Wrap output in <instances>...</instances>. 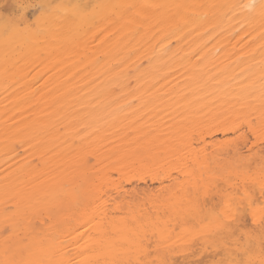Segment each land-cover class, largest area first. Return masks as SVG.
<instances>
[{
    "label": "bare ground",
    "instance_id": "obj_1",
    "mask_svg": "<svg viewBox=\"0 0 264 264\" xmlns=\"http://www.w3.org/2000/svg\"><path fill=\"white\" fill-rule=\"evenodd\" d=\"M61 1L43 14L46 19L40 13L47 24L39 19L36 28H42L28 33L27 41L25 30L20 37V30L12 34L23 37L19 41L5 38L11 23H0L2 71L8 63L23 79L17 85L10 66L0 75H9L11 88L1 79L0 264H185L192 252L184 253L195 240L203 243L201 250L215 249L212 259L217 258L209 264H264L259 214L255 224L246 216L254 228L243 230V213L264 188V146L257 144L258 137L264 141V0H104L98 16L108 32L99 35V55L77 57L86 51L82 43L75 59L66 57L67 42L95 25L79 21V0L72 8L71 0ZM55 39L62 47L55 48ZM169 39L176 44L170 46ZM18 46L22 53L16 54ZM51 50L55 61L54 55L50 63L34 59V52ZM31 53L34 58L19 63ZM36 64L42 66L33 81L37 73L42 77V68L53 72L31 84L27 66ZM147 110L184 116L161 132L154 124L152 136L148 126L155 118H140ZM188 131L199 133V143L214 144L212 157L192 150ZM218 134L222 140L214 139ZM171 170L177 174L173 180ZM232 179L240 188L234 182L232 191ZM147 180L159 182L158 195L136 187L131 191L144 198L131 194L135 204L110 197L125 195L124 183ZM210 181L242 194L238 199L223 193L228 186L221 191L213 185L211 199L205 192ZM209 209L220 213L209 223L214 238L204 232L210 220L193 229Z\"/></svg>",
    "mask_w": 264,
    "mask_h": 264
},
{
    "label": "rangeland",
    "instance_id": "obj_2",
    "mask_svg": "<svg viewBox=\"0 0 264 264\" xmlns=\"http://www.w3.org/2000/svg\"><path fill=\"white\" fill-rule=\"evenodd\" d=\"M42 0H0V23H4L5 25H6V23L8 24V23H11V24H9V25H7L6 26V29L7 30H5L4 32H2V34H3V36L5 37V38H7V37H10L11 39H14V37L16 38V37H20V34H22V32L25 30V33H23V37H24V41H27L29 38H28V33L30 34V33H32L31 31H33L34 32V30H40V28H42V27H40L39 26V29H37L36 27H38L37 25H40L41 23H42V25L41 26H43V24H44V26H46V20L44 21L43 19H46V17L45 16H43V14L45 15H48L50 12H52L53 10V8H52V6H54L55 5V7L57 6V5H59L60 4V2H62L61 0H56V1H51V0H48L49 2L48 3H45V2H47V0L44 2V0L41 2ZM50 1H51V3H50ZM57 1H60V2H58L57 3ZM76 1V0H75ZM86 1H87V3H89L88 2V0H79V1H76V3L77 2H79V4L80 3H83V5H87V3H86ZM91 1V3H90V6H89V4H88V6H87V8L86 7H83V5H81L80 4V6L78 5V3H77V6H79V8L80 7H82L80 10H79V8H78V10L80 11L79 13H81V10H82V12L84 11V13H81L80 15H81V17H80V19H79V21H82V22H88V21H93V24H92V26H94V28L93 29H90V34H89V32H88V34L86 33L84 36H82V37H80V38H78V39H76V37H74L73 38V40H70V44H69V42H67L68 43V45H69V47H68V45L66 46L67 48H68V52L66 51L65 52V54H67V55H69V56H67L66 55V57L67 58H70V59H72V58H77L78 56H83V55H86V56H89L90 55V57H91V55H99L97 52H99L98 50V47H100V43H101V35H103L104 36V34L105 33H107L108 32V28H107V26H105L102 22V20H101V17L99 18V16H98V14H100V12H101V8L102 7H99L100 5L101 6H103V3H104V0H90ZM103 1V2H102ZM43 3H45V4H43ZM50 3V4H49ZM55 3H57V4H55ZM75 2H74V0H71L70 1V5L68 4V6L70 7V8H72V6L71 5H73L74 6V4H76ZM86 3V4H85ZM42 4H43V6H50L51 5V7H48V8H52L51 9V11H48V9H47V7H45V10H44V8L42 7ZM67 6V5H66ZM67 6V7H68ZM76 6V5H75ZM95 6V7H94ZM55 7H54V10H55ZM61 6L59 5V7H57L56 9H58V8H60ZM68 7V8H69ZM89 7V8H88ZM99 8V9H98ZM44 10V11H46V12H44V11H42V10ZM49 9V10H50ZM85 9H86V11H85ZM41 10V11H40ZM42 12V13H41ZM40 13H41V15L43 16H41L40 15ZM96 15V16H93L94 14ZM84 15H86V16H84ZM5 16V17H4ZM25 17H26V19H25ZM43 19H42V18ZM82 17H84V18H82ZM96 17V18H95ZM3 18V21L1 20ZM4 18H5V20H4ZM7 18V19H6ZM42 20V21H44V23L43 22H41V23H39L38 22V20ZM97 21H96V20ZM8 20V21H7ZM39 20V21H40ZM77 20V19H76ZM4 21H6V22H4ZM28 21V22H27ZM37 22H38V24H37ZM81 22V23H82ZM46 23V24H45ZM29 24V25H28ZM86 24V23H85ZM103 24V25H102ZM10 25H11V27H10ZM26 25V26H25ZM48 25H50V24H48ZM48 25H47V27L46 28H48L49 29V27L51 26H49L48 27ZM83 25H84V23H83ZM14 28H13V27ZM15 26H17V28L15 27ZM43 26V27H44ZM96 27H97V29H96ZM12 28V29H11ZM12 31H11V30ZM15 29H17L18 31H19V35H18V32L16 33V30ZM23 29V30H22ZM28 29V30H27ZM30 29V30H29ZM45 29V28H44ZM50 29H52V28H50ZM95 29H96V31H95ZM15 32H14V31ZM47 30V29H46ZM45 30V31H46ZM29 31V32H28ZM48 31V30H47ZM51 31H53V30H51ZM54 32V31H53ZM53 32L51 33L50 31H48V33H51L52 35H53ZM105 32V33H104ZM38 34L39 32L38 31H35L34 32V34ZM104 33V34H103ZM12 34H17V35H14V37H13V35ZM26 34V35H25ZM35 34V35H36ZM12 35V36H11ZM101 37H100V36ZM51 36V35H50ZM19 37H18V39H15V40H20V39H22L23 37H22V35H21V37L22 38H20L19 39ZM100 37V38H99ZM28 38V39H27ZM54 38V37H53ZM56 40V42H54L55 43V45L56 44H58L57 42V39H55ZM164 40H166V39H164ZM54 41V40H53ZM53 41H52V44H54L53 43ZM75 42V43H74ZM169 43H170V39H169V41H168ZM171 42L172 43H170V46H174L175 44L173 43V42H175L174 40L172 41L171 40ZM85 44V45H87L84 49L86 50V51H84V53H82L81 55L80 54H77V57H76V55H75V53H74V51H75V49H77L78 48V46H79V44ZM174 44V45H173ZM63 45V44H62ZM71 45H73L72 47H71ZM51 47L52 45L51 44H49L48 45V47ZM60 46H61V44H60ZM60 46H57L56 45V47L53 45L52 47L54 48H58V47H60ZM77 46V47H76ZM62 47V46H61ZM66 48V49H67ZM71 48H73L74 50H72ZM16 54H17V52H18V50H20V47L18 46L17 48H16ZM90 50V51H89ZM95 50V51H94ZM21 52V50L18 52V54ZM22 53V52H21ZM35 53V55H33L32 53H31V55H22L21 57H19L21 60H20V64H21V61H23L24 59H26V58H34V57H32V55L33 56H35V60H41L40 62H39V64H42L41 62L42 61H47V62H49V58L50 59H52V57H54L55 56V53H54V51H50L48 54L45 52H43L42 53V51H40V52H34ZM70 53V54H69ZM15 54V55H16ZM39 54V55H38ZM52 55H54V56H52ZM52 56V57H51ZM71 56H72V58H71ZM100 56H101V54H100ZM100 56H98V58H97V56L96 57H92V58H95V59H98V60H101V57ZM99 57H100V59H99ZM18 58V59H19ZM62 59H64L63 57H61ZM18 59H15V60H18ZM44 59V60H43ZM55 59H56V56H55V58L52 60V61H55ZM14 60V61H15ZM142 60H144V59H142ZM9 62L11 61V65H12V60H8ZM19 61V60H18ZM51 61V60H50ZM16 62V61H15ZM50 63V62H49ZM7 64L8 63H6V68H4L5 70H3L2 71V68H1V66H0V71H2V72H0V75H1V73L3 74L5 71H7L8 72V70L9 69H7V68H9V66L7 67ZM17 65H20V64H18V62L16 63ZM35 65V66H33L34 67V69H32V66L31 65H29V66H27V67H25V68H27L28 69V71H29V67H31L30 69V71H29V78L27 79V77H26V75H25V77L24 78H26L27 80H30V82L29 83H31V78H33L34 76H33V73L34 72H37L36 70L38 69V68H40L39 66H42V65ZM34 65V64H33ZM3 66V65H2ZM5 66V65H4ZM11 67V66H10ZM38 67V68H37ZM42 68V67H41ZM46 68V67H45ZM7 69V70H6ZM13 69V67H11V69H10V71ZM24 69V68H23ZM43 69L44 68H42V69H40L38 72H40V71H42V77L43 76H45L46 74L48 75V73H50L51 74V72L50 71H52L53 72V70H51L50 69V71H48V73H47V70L46 69H44V71H43ZM25 70V69H24ZM33 70V71H32ZM20 71H22V70H20ZM15 71H13L12 70V72L11 73H13L14 74V76L16 77L15 78V82L17 83V81H18V83L20 82V83H22L21 81H23V79L22 80H20V78L18 77V74H20V72L19 73H14ZM17 72V71H16ZM32 74H31V73ZM6 73V72H5ZM4 73V74H5ZM9 74H10V72H9ZM39 73H37V76H39L38 78H39V80L37 79V80H34L36 83H39L40 81H41V79H42V77H40V74L38 75ZM44 74V75H43ZM6 75H8V74H6ZM22 75H24L23 73H22ZM34 75H35V77L34 78H36V73H34ZM19 76H21V75H19ZM28 76V75H27ZM1 77V76H0ZM5 77V78H4ZM9 78V75L8 76H3L2 78H0V81L3 83L4 81H5V84H6V86H7V88H9V89H11L10 88V86H8V84L6 83V81L8 80V78ZM10 77H11V75H10ZM13 77V76H12ZM19 79H18V78ZM4 78V81H2L1 79H3ZM7 78V79H6ZM21 78H23V77H21ZM13 79H14V77H13ZM12 79V82L14 83V80ZM20 80V81H19ZM25 80V79H24ZM26 80V81H27ZM33 81V80H32ZM33 81V83H35ZM11 82V83H12ZM18 83H17V85H18ZM19 83V85H21ZM35 83V84H36ZM4 84V83H3ZM32 84V83H31ZM35 84H33V85H31V86H34V87H39L38 85H36L35 86ZM16 85V84H15ZM15 85L13 86V85H11V87H15ZM16 88V87H15ZM22 89H20V90H24V88L23 87H21ZM9 89H7V90H9ZM14 89V88H13ZM2 90V89H1ZM10 91V90H9ZM12 91V90H11ZM133 107H135L136 109H138L139 108V106L138 105H133ZM138 107V108H137ZM76 108V107H75ZM165 109V108H164ZM154 111H155V109H153ZM144 113H145V111H143ZM147 113H141V114H144V115H141L140 116V118H142V116H144L145 118H142L141 120H145L146 118H148V121H150V122H152V121H154V118H155V122L154 123H151L150 124V122H147V126L150 124V126H148L151 130L152 129H154L153 128V125L154 124H158V127H159V130L160 129H162L163 131L164 130H166V128L168 127V125L170 124V123H172V121H174L173 123H176L177 124V122L180 120L179 118H182V113L180 114L179 112L180 111H171V112H168L167 113V111H166V113L169 115V117H170V119L172 118V116H173V118H175L176 119V122H175V120L174 119H171V121L169 120V118H168V116L167 115H165V117L164 116H162L163 114L161 113V114H159L158 115V113H156L157 115L155 116V114L153 115V114H151V112L150 111H146ZM148 112H149V114H148ZM177 112V113H176ZM165 113V114H166ZM175 113V114H174ZM148 114V115H147ZM146 115V116H145ZM161 115V116H160ZM186 115V114H185ZM174 116H176V117H174ZM184 116V115H183ZM150 117V118H149ZM159 117V118H158ZM177 117H179V118H177ZM164 118V119H163ZM167 118H168V120H167ZM159 119V120H158ZM162 119L165 121H167L166 123L163 121V123H165V125L162 123ZM177 119H179V120H177ZM170 121V122H169ZM160 122V123H159ZM168 124V125H167ZM151 125H152V127H151ZM166 125H167V127H166ZM163 127H164V129H163ZM62 128V127H61ZM148 128V129H149ZM62 130V132L64 131V129L62 128L61 129ZM149 130L148 132H149V135L151 136V134H152V136H153V134H154V130ZM180 130H182V128L180 127ZM246 130V131H245ZM244 131H245V133L247 134V137L250 139V141L251 142H254V138H253V136H251V133H249L248 132V130L247 129H244ZM147 132V133H148ZM152 132V133H151ZM160 132H161V130H160ZM159 132V133H160ZM188 132H190V131H188ZM151 133V134H150ZM163 133V132H162ZM161 133V134H162ZM194 133H196V134H194ZM193 136H192V135ZM199 133H197V132H190L189 134L188 133H186V136H187V138H186V140H187V142L189 143V144H193V145H191V148H192V150L194 151L195 150V152L197 151V150H202V151H206L208 154V156H213V155H211V154H213L214 152H215V150H213L214 148V144L212 143V144H206V143H211V141L208 139L207 141H206V143L205 144H203V143H199L198 141H196L197 139H198V135ZM230 136H231V134H229ZM230 136H228V137H230ZM218 139V140H222V138H221V136L218 134V135H215V137H214V139ZM253 138V139H252ZM260 138V139H259ZM198 142V143H197ZM256 142V141H255ZM260 143V146H264V141H262V139H261V137H258L257 138V144H259ZM205 146H203V145ZM207 145H209V146H207ZM212 145V146H211ZM194 147V148H193ZM203 147V148H202ZM212 147V148H211ZM200 148V149H199ZM206 149V150H205ZM209 150V151H208ZM212 151V152H211ZM211 157H209V158H211ZM88 158H90V156H88ZM91 159V158H90ZM93 160V159H92ZM92 160H88V161H90L89 162V164L90 163H93V161ZM80 163L82 162V161H79ZM77 163V164H80V163ZM151 165V167H154V168H157V167H155V166H158V167H161L160 165H155L154 163H150ZM92 165V164H91ZM212 165V164H211ZM68 168H70V167H73V166H75V165H73V164H67L66 165ZM66 166H64L63 167V169L66 171V170H68V168L66 167ZM149 166V167H150ZM213 166V165H212ZM213 169H214V167H213ZM212 169V170H213ZM173 170H171V173H170V175L172 176V178H171V176H170V178H169V180H173V179H175L176 177H177V174L175 173V171H173ZM215 171V172H214ZM214 171L212 172L213 174H215L216 173V170L214 169ZM215 176V175H214ZM180 180V179H179ZM232 180H233V183H232ZM232 180H230L231 182V184H234L233 185V188H232V191H233V189L235 188L234 186H236V185H238V184H240L241 185V183L239 182V180H235L234 181V179H232ZM176 181V180H175ZM237 181V182H236ZM236 183V185H235V183ZM239 182V183H238ZM167 182H165V184L164 185H167L166 184ZM211 183V184H210ZM125 184V183H124ZM123 184V190L124 191H126L127 190V192L125 193V195H124V193L123 194H121V197H120V195L118 196V195H116L115 193H112V195H110V197L113 199V198H115V199H113L114 201H121L122 200V203H130L133 199H136L137 197H138V199H137V201L139 200V198H142L143 196L141 195V194H137V193H134V191H131V188H139V189H141V188H145V187H149V188H153L152 190H153V195L155 196V194L156 195H158L159 193H157L156 192V190L158 189V187H160V184H159V182H154V183H151L149 180H147L145 183H137V182H132V183H130V184H125L124 185ZM208 184H209V186H208V189L205 191L206 192V195H208V196H210V198L212 199V197L214 196L213 194H214V192H213V188H214V186H217V184L216 185H214V183H212L211 181L210 182H208ZM214 185V186H213ZM240 185H238L239 186V188H240ZM246 185V183L244 184V186ZM228 185H226V186H223V184H222V187H220V184H219V182H218V186L216 187L217 188V190L218 189H221V191H225V189H226V187H227ZM219 187V188H218ZM225 187V189H223ZM237 187V186H236ZM248 191H249V189H251L250 188V186L248 185V188L247 187H245ZM129 189V190H128ZM227 189H229V190H227ZM226 189V192H223V193H227L228 191H231L230 189L231 188H229V186H228V188ZM241 190V189H240ZM240 190H238V191H235L234 193L233 192H228L227 194L230 196V195H234V194H237L238 195V199H239V194H242V191L239 193V191ZM128 191H129V193H128ZM137 191V190H136ZM135 191V192H136ZM201 191L202 190H200L199 191V193L197 194V196L198 195H200L201 194ZM214 191H215V189H214ZM132 192V193H131ZM128 193V194H127ZM134 193V194H133ZM132 194V196L134 197H132V196H130ZM134 195H136V196H134ZM138 195V196H137ZM237 195L236 196H233V197H235V198H237ZM123 196H125L124 198H122ZM130 196V197H129ZM140 196V197H139ZM133 199H132V198ZM254 197H256V199H258V200H260V196L256 193V195H254ZM110 198V199H111ZM122 198V199H121ZM144 198V197H143ZM154 198H156V197H154ZM117 199V200H116ZM118 199H120V200H118ZM124 199V200H123ZM126 199L128 200V199H130V201L128 202V201H126ZM213 199H214V197H213ZM125 201V202H124ZM207 201V199H206V197H205V203H208L207 204V209H208V205H209V202H206ZM218 201V200H217ZM221 203H225L224 202V200L223 199H221ZM255 201H257V200H255ZM133 202V201H132ZM131 202V203H132ZM109 203V202H108ZM111 203V202H110ZM133 204H135V202H133ZM136 204H137V202H136ZM218 204V203H217ZM130 205V204H129ZM131 206H132V204H131ZM130 206V207H131ZM210 206H211V204H210ZM217 206V205H216ZM223 206H224V204H223ZM223 206H221V208L223 207ZM215 207V206H214ZM218 207V206H217ZM210 208V207H209ZM212 208H213V206H212ZM211 208V209H212ZM215 210H217L218 211V209L216 208ZM212 211L214 212V209L213 210H211L210 211V209L208 210V211H206V213H204V218L206 219H201L202 221H199V223H197V225L196 226H194V231H197V230H200L202 227H204L207 223H208V226H206V227H204L205 228V230H204V232H205V236L206 237H208L209 235H207L206 233H209L210 234V237L211 236H213V230L211 229V227H210V222H212V221H214V217H218V216H220V213H219V215L217 214V211H215V213H212ZM219 211H220V208H219ZM213 216V218H212V216L211 215H207V214H209V213ZM214 214H215V216H214ZM208 216L210 217V219L208 218ZM246 217V216H245ZM248 217H249V215H248ZM219 218H221V217H219ZM247 218V217H246ZM243 218L244 219V224H245V226H244V228H243V230L244 231H247V230H249V231H251L254 227L253 226H251V225H253V223L251 222L252 220H251V218L249 219V218ZM211 219H212V221H211ZM251 220L250 222L252 223H249V220ZM208 220H210V221H208ZM208 221V222H207ZM207 222V223H206ZM198 226V227H197ZM200 226V227H199ZM210 227V228H209ZM253 227V228H252ZM175 228H177V230L175 229ZM211 230L210 232L209 231H207V230ZM174 231H176V233L177 232H179V229H178V227L176 226V227H174ZM203 232V233H204ZM202 233V234H203ZM211 233H212V235H211ZM212 238H214V236L212 237ZM197 240H195V242H196ZM194 242V243H195ZM191 244L192 245V248L194 247V245L196 244V245H198L197 247H196V245H195V247L192 249V248H190V252H188L189 250V248L187 249L188 251L186 252V253H184V255H186V256H184V255H181L180 253H179V256H184V257H187L188 256V254H190L191 252V254L190 255H192L191 257H190V259H189V257L187 258L188 260H191V261H187L186 260V262H185V264H192L194 261H196V262H198L199 264H209L212 260H214L215 258H217V257H215V258H213L212 259V257H213V254L214 253H216L215 252V249H212L211 250V248L212 247H210L208 244H204V245H208L210 248L208 249V248H204V250H201L200 248H201V246H203V243H202V245L200 246L199 244H201L200 243V241L198 240V242L197 243H195V244ZM199 243V244H198ZM191 245H190V247H191ZM188 247H189V245H188ZM205 247V246H204ZM203 248V247H202ZM193 250H195V252L197 253H195ZM151 253H152V250H149ZM193 252H194V254H196L195 256H194V254H193ZM201 252V253H200ZM212 252H213V254H212ZM177 254V253H176ZM212 254V255H211ZM179 256H176V260H177V257H179ZM204 256V257H203ZM209 256H211V257H209ZM208 259H207V258ZM180 258V257H179ZM192 258H193V260H192ZM207 259V260H206ZM180 260V259H179ZM181 260H182V257H181ZM216 260V259H215ZM178 261V260H177ZM185 261V260H184ZM193 261V262H192ZM199 261H201V262H199ZM210 261V262H209ZM188 262H190V263H188ZM209 262V263H208ZM176 263V262H175ZM197 263V264H198ZM176 264H180V262L178 261V263H176ZM182 264V263H181ZM193 264H196L195 262L193 263Z\"/></svg>",
    "mask_w": 264,
    "mask_h": 264
},
{
    "label": "snow or ice",
    "instance_id": "obj_3",
    "mask_svg": "<svg viewBox=\"0 0 264 264\" xmlns=\"http://www.w3.org/2000/svg\"><path fill=\"white\" fill-rule=\"evenodd\" d=\"M239 211V209H238ZM259 214L260 216V228L262 232H264V188L261 189V198L257 201H249L247 209L244 211L243 215L248 216L251 215L253 217V223H256L255 217ZM226 227H230L226 226Z\"/></svg>",
    "mask_w": 264,
    "mask_h": 264
}]
</instances>
